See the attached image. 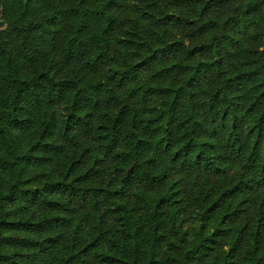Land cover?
<instances>
[{
  "label": "trees",
  "instance_id": "trees-1",
  "mask_svg": "<svg viewBox=\"0 0 264 264\" xmlns=\"http://www.w3.org/2000/svg\"><path fill=\"white\" fill-rule=\"evenodd\" d=\"M0 264H264V0H0Z\"/></svg>",
  "mask_w": 264,
  "mask_h": 264
}]
</instances>
